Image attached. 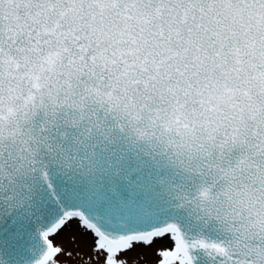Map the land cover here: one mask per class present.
Listing matches in <instances>:
<instances>
[{"label":"snow or ice","instance_id":"snow-or-ice-1","mask_svg":"<svg viewBox=\"0 0 264 264\" xmlns=\"http://www.w3.org/2000/svg\"><path fill=\"white\" fill-rule=\"evenodd\" d=\"M154 246L264 264V0H0V264Z\"/></svg>","mask_w":264,"mask_h":264},{"label":"rangeland","instance_id":"rangeland-1","mask_svg":"<svg viewBox=\"0 0 264 264\" xmlns=\"http://www.w3.org/2000/svg\"><path fill=\"white\" fill-rule=\"evenodd\" d=\"M156 246H154L152 249L137 247L129 254V259L138 261V264H149V262L155 260L154 248Z\"/></svg>","mask_w":264,"mask_h":264}]
</instances>
